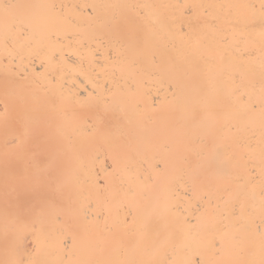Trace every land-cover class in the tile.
Returning <instances> with one entry per match:
<instances>
[{"label": "bare ground", "instance_id": "1", "mask_svg": "<svg viewBox=\"0 0 264 264\" xmlns=\"http://www.w3.org/2000/svg\"><path fill=\"white\" fill-rule=\"evenodd\" d=\"M0 264H264V0H0Z\"/></svg>", "mask_w": 264, "mask_h": 264}]
</instances>
